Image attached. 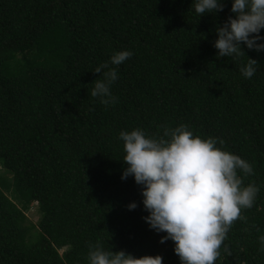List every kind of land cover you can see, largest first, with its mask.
Returning a JSON list of instances; mask_svg holds the SVG:
<instances>
[{"label":"trees","instance_id":"1","mask_svg":"<svg viewBox=\"0 0 264 264\" xmlns=\"http://www.w3.org/2000/svg\"><path fill=\"white\" fill-rule=\"evenodd\" d=\"M193 0H0V264H89L90 245L181 264L143 217L142 186L121 176V131L150 137L187 125L249 162L243 209L215 264H264V52L218 57L231 12ZM260 35L264 36V29ZM114 105L92 97L94 70L117 52ZM258 62L250 79L240 69ZM108 69H105L107 71ZM137 204L129 210L128 205ZM36 204L39 220L27 224ZM61 252V253H60Z\"/></svg>","mask_w":264,"mask_h":264},{"label":"clouds","instance_id":"2","mask_svg":"<svg viewBox=\"0 0 264 264\" xmlns=\"http://www.w3.org/2000/svg\"><path fill=\"white\" fill-rule=\"evenodd\" d=\"M194 11L200 17L223 11L224 0H193ZM192 4V5H193ZM231 12L222 27L216 29L218 39L214 47L218 57L245 55L241 44L249 50L264 52V0H231ZM133 53L124 50L111 56L110 62L98 66L94 72L102 73L95 80L92 97L105 106L114 105L117 98L111 87L118 79L115 67L131 58ZM258 62L248 57L240 69L250 79ZM111 65V66H110ZM105 69H108L105 71ZM127 165L121 179L129 176L142 186V203L149 213L143 217L150 229L161 237L160 243L172 240L174 252L181 264H215L220 248L233 223L243 219L241 211L252 208L259 188L243 180L237 170L246 175L254 173L251 164L241 157L217 147L223 140L195 136L187 125L164 128L163 134L150 137L145 131H121ZM129 210L137 207L130 203ZM264 251V236L260 237ZM89 264H163V257L136 258L121 250L105 251L97 242L90 245Z\"/></svg>","mask_w":264,"mask_h":264},{"label":"rangeland","instance_id":"3","mask_svg":"<svg viewBox=\"0 0 264 264\" xmlns=\"http://www.w3.org/2000/svg\"><path fill=\"white\" fill-rule=\"evenodd\" d=\"M25 214H26V218H27V224H29V223H32L34 225L37 224V222L39 220V215L37 212L36 204H33L31 206V208L28 211H26Z\"/></svg>","mask_w":264,"mask_h":264}]
</instances>
